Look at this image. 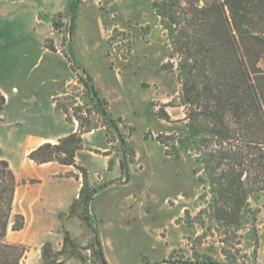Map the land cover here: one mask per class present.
I'll use <instances>...</instances> for the list:
<instances>
[{
    "label": "rangeland",
    "instance_id": "1",
    "mask_svg": "<svg viewBox=\"0 0 264 264\" xmlns=\"http://www.w3.org/2000/svg\"><path fill=\"white\" fill-rule=\"evenodd\" d=\"M81 12L82 32H88L87 40L100 52L92 62L96 63L101 90H95L87 75L88 86L80 77L84 88L73 83L71 94L57 102L74 117L78 127L79 123L82 128L104 126L107 146L121 161L115 188L103 189L112 181L98 182L100 174L97 181L88 176L89 185L99 191L98 200L108 204H103L98 218L90 204L92 226L86 234L77 233L85 263L96 264L92 254L98 247L96 236L108 264H208L204 263L207 258L214 263L233 258L239 264H264V192L250 198L257 211L254 223L244 222L235 231L217 225L206 213L199 217L205 202L199 197L203 189L193 175V158L167 157L156 139L158 134L184 132L180 121L184 107L179 104L180 83L175 72L164 68L166 62L176 64V59L170 57L166 32L150 0H86ZM56 15L51 16L52 22ZM59 17L58 28L53 26L62 38L57 50L68 57L73 14L63 11ZM101 100L119 129L123 150L117 132L99 111L103 108ZM167 102L173 104L164 107L169 121L157 114ZM121 180L125 182L117 184ZM27 249L21 264H42L40 253ZM64 262L80 264L76 258Z\"/></svg>",
    "mask_w": 264,
    "mask_h": 264
},
{
    "label": "trees",
    "instance_id": "2",
    "mask_svg": "<svg viewBox=\"0 0 264 264\" xmlns=\"http://www.w3.org/2000/svg\"><path fill=\"white\" fill-rule=\"evenodd\" d=\"M79 1H72L71 15ZM150 2L166 32L170 57L176 59V64L166 62L164 68L175 72L180 83L179 104L184 107L180 120L184 132L158 134L156 139L167 157L193 158V175L203 189L199 197L205 202L199 217L206 213L217 225L233 231L244 222L253 224L257 211L250 198L264 192V0ZM59 16H53L55 28ZM4 101L0 93V110ZM101 105L99 111L105 115L102 100ZM168 105L173 104L163 103L157 111L165 121L170 120L164 110ZM56 106L67 113L58 102ZM81 126L79 123L76 131L57 143L40 144L27 156L37 164L57 161L79 170L82 184L69 212L78 213L81 222L91 227L89 206L98 189L89 185L87 171L76 164L75 153L83 147L82 133L94 127ZM16 184L8 162L0 158V264H21L27 251L24 245L6 239L9 226L15 231L24 224L23 216L12 212ZM81 250L65 231L59 250L49 242L42 245V264H65L68 258L86 264ZM92 254L96 264H108L98 247ZM205 261L214 263L210 258ZM215 263L239 264L233 258Z\"/></svg>",
    "mask_w": 264,
    "mask_h": 264
},
{
    "label": "crops",
    "instance_id": "3",
    "mask_svg": "<svg viewBox=\"0 0 264 264\" xmlns=\"http://www.w3.org/2000/svg\"><path fill=\"white\" fill-rule=\"evenodd\" d=\"M72 1L0 0V93L5 100L0 110V158L15 174L12 212L24 219L20 230L13 231L9 226L6 239L38 254L45 242L59 250L65 231L76 240L79 231L86 234L89 228L78 213L69 212L82 184L79 170L57 161L37 164L27 156L40 144L57 143L78 129L74 117L56 106L57 101L71 94L73 83L84 88L80 77L86 80L89 75L95 90H101L96 63L92 62L100 52L87 40L88 32H82L81 9L86 0L77 3L73 12L68 57L57 50L62 38L54 30L51 16L70 13ZM104 129L101 126L82 133L83 148L76 151L75 162L92 180L97 181L100 174L98 182L112 181L103 189L115 188L121 161L107 146ZM98 195L97 190L91 201L97 218L103 204H108L98 200Z\"/></svg>",
    "mask_w": 264,
    "mask_h": 264
},
{
    "label": "water",
    "instance_id": "4",
    "mask_svg": "<svg viewBox=\"0 0 264 264\" xmlns=\"http://www.w3.org/2000/svg\"><path fill=\"white\" fill-rule=\"evenodd\" d=\"M90 89H91V91H92L95 99L98 101V97L96 96L95 91H94V88H93V86L91 84H90ZM105 117L110 122V124L113 126V128L115 129V131L117 132V135H118L119 140H120L121 148L123 150V139L121 137V134L119 132V129H118L117 125L115 124L114 120L110 116H108L107 114H105ZM123 161H124V164H125V173H126V179H127L128 178V167H127V163H126V160H125V157H124V153H123ZM95 238H96L97 246H98V249H99V252H100V255H101L102 252H101V248L99 247V242H98L96 236H95ZM211 264H220V263H211Z\"/></svg>",
    "mask_w": 264,
    "mask_h": 264
}]
</instances>
